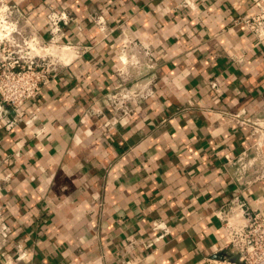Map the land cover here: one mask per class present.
I'll return each mask as SVG.
<instances>
[{
	"label": "crops",
	"instance_id": "obj_1",
	"mask_svg": "<svg viewBox=\"0 0 264 264\" xmlns=\"http://www.w3.org/2000/svg\"><path fill=\"white\" fill-rule=\"evenodd\" d=\"M8 1L41 40L50 8L67 10L82 29L69 24L64 40L83 51L42 89L38 110L25 113L31 122L8 130L0 121V172L12 173L0 181V207L13 231L0 264H208L227 240L214 212L238 192L225 155L254 142L230 114L264 117V39L241 23L254 0H185L195 9L183 0ZM126 38L153 49L155 94L117 120L105 96ZM263 197L264 181L246 200L264 212ZM156 221L170 233L125 256ZM17 245L27 259L16 260Z\"/></svg>",
	"mask_w": 264,
	"mask_h": 264
},
{
	"label": "built area",
	"instance_id": "obj_2",
	"mask_svg": "<svg viewBox=\"0 0 264 264\" xmlns=\"http://www.w3.org/2000/svg\"><path fill=\"white\" fill-rule=\"evenodd\" d=\"M254 2L258 10L241 20V23L253 36L264 39V0ZM178 6L190 9L196 7L192 2L185 0ZM92 20L101 32L107 31L104 14H95ZM20 21H25L29 31L25 32L24 27L17 30ZM46 21L50 36L46 40H41L15 3L0 0V121L8 130L23 121L33 120L26 119L25 113L29 110L30 112L38 110L42 89L61 66L70 63L83 51L81 46L64 40L65 27L69 24L73 23V26L82 29L67 10L61 11L52 6L47 13ZM15 32H18V35L23 33L24 38L19 39ZM122 41L123 45L119 51L122 63L118 69L119 80L105 96L106 107L117 120L137 112L142 102L154 96V70L158 66V60L149 45L128 38ZM32 44L41 50L52 46H68L74 51V56L70 59L68 56L36 53L32 51ZM211 85L217 87V82H211ZM5 106L14 112L13 116L2 110ZM95 111L98 115H104L102 108H95ZM230 120L239 127L250 128L254 142L237 156L225 155L226 163L236 167L232 178L238 192L214 212L226 231L227 240L216 256L208 259V264H264V212L252 208L246 200L251 188L264 181V117L247 116L245 112H239L230 114ZM5 160H0V168ZM11 178L12 173L2 175L0 172V181ZM259 201H264V197ZM151 230L152 236L131 238L123 254L125 256L132 254L141 246L152 249L170 233V227L163 221L154 222ZM12 232V227L2 217L0 207L1 256H5L2 249L10 240ZM15 253L16 260L27 259V253L21 246H15ZM139 261V256L135 257L133 262L122 258L121 264H136Z\"/></svg>",
	"mask_w": 264,
	"mask_h": 264
},
{
	"label": "bare ground",
	"instance_id": "obj_3",
	"mask_svg": "<svg viewBox=\"0 0 264 264\" xmlns=\"http://www.w3.org/2000/svg\"><path fill=\"white\" fill-rule=\"evenodd\" d=\"M3 26H6V24H3ZM32 51L36 52V53H48V54H52V55H60V56H68L70 59L74 56V51H72V49H70L68 46H63V47H56V46H52L49 48H44L43 50H41L38 46H34V44H32ZM239 217V216H238Z\"/></svg>",
	"mask_w": 264,
	"mask_h": 264
},
{
	"label": "rangeland",
	"instance_id": "obj_4",
	"mask_svg": "<svg viewBox=\"0 0 264 264\" xmlns=\"http://www.w3.org/2000/svg\"><path fill=\"white\" fill-rule=\"evenodd\" d=\"M15 5H17V4H15ZM18 6L19 5H17V7ZM22 27L25 28V32L29 31V26L26 25L25 21L24 22L20 21V23L17 25V30L21 29ZM14 34H15L16 37H18L21 40L24 38L23 33H21V35H18V32H15Z\"/></svg>",
	"mask_w": 264,
	"mask_h": 264
}]
</instances>
